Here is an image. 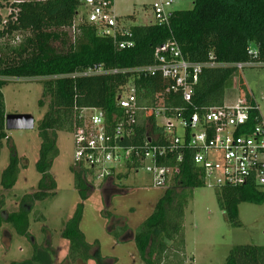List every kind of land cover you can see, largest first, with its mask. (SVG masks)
Listing matches in <instances>:
<instances>
[{"label":"trees","instance_id":"1","mask_svg":"<svg viewBox=\"0 0 264 264\" xmlns=\"http://www.w3.org/2000/svg\"><path fill=\"white\" fill-rule=\"evenodd\" d=\"M2 7L0 4V41L7 39L13 43H0V154L3 141L10 140L5 128L7 113L2 92L8 78L45 77L38 105L43 107L44 99H49L48 109L37 126L41 139L35 163L40 174L37 190L25 194L19 209L12 212L4 209L5 196H0V228L4 223L10 224L18 235L26 238L31 237L28 206L46 199L57 187L51 168L59 155L58 133H73L79 128L84 122L83 109H103L106 121L116 126L125 116L124 109L117 104V94L122 85L131 81L137 89L138 105L143 109L138 110L136 119L130 124L123 119L124 127L132 130L129 142L142 146L147 135L152 133L163 144L166 142L163 127L157 123L152 108L157 105L164 107L169 116L177 115V108H182L184 114L194 110L202 113L210 107L223 105L229 89L238 88L250 95L244 89L240 70L235 64L251 60L248 54L250 44L260 50L256 59L264 61V0H193L192 8L173 12L168 27L154 23L128 26L130 39L134 41L129 48H117L110 37L98 34L86 20L75 24L81 0L14 2L6 17L1 14ZM171 37L176 39L186 59L203 63L212 55L213 60L221 64L202 70L189 103L180 93L167 91L170 83L160 75L137 77L117 73L54 77L98 63L120 69L153 64L155 48ZM118 39H125V36ZM10 153L9 162L1 173L0 184L4 191L13 188L21 169V157L13 144L10 145ZM191 154V151H184L181 162L177 160V151L159 160L160 165L183 169L181 180L176 183L183 189L203 185ZM135 165H140V162ZM72 171L74 188L82 201L65 222L61 237L69 244L67 261L75 264L78 261L85 263L93 257L91 244L80 229L83 201L89 197L93 186L86 180V170L72 167ZM177 189V185L165 189L134 234L137 249L146 264L162 263L169 249L168 241L175 243L178 238H183L185 200ZM216 199L226 219L239 226L238 205L241 202L262 203L264 192L250 184L222 186L216 188ZM148 248L149 256H155L154 259L145 257ZM46 256L34 245L29 259L13 260L8 264H49ZM225 264H264V246L235 245Z\"/></svg>","mask_w":264,"mask_h":264},{"label":"rangeland","instance_id":"2","mask_svg":"<svg viewBox=\"0 0 264 264\" xmlns=\"http://www.w3.org/2000/svg\"><path fill=\"white\" fill-rule=\"evenodd\" d=\"M23 0H0L1 14L6 17L14 2ZM154 0H114V10L121 24H148L154 21L152 4ZM193 0H178L174 7L190 9ZM83 9L79 8L75 24L85 20ZM12 42L4 39L0 43ZM244 89L260 106L264 116V66H246L240 70ZM40 78H8L2 87L5 110L9 114L27 113L35 119L33 129L7 130L9 141H3L0 154L1 173L10 157V145L16 146L21 157V168L16 184L4 191L0 184V196H5L4 209L17 211L22 197L37 190L40 174L35 169L39 156L41 139L37 126L48 109L49 99L43 107L38 105L42 96ZM239 89L226 92L225 103H234ZM86 116V111L83 112ZM181 132V131H180ZM59 155L52 165L51 174L57 187L53 194L42 201L28 206L30 238L18 235L10 224L0 228V264L29 259L33 246L46 256L49 264H70L66 256L69 244L61 237L65 222L73 215L76 205L82 201L74 188L73 133H58ZM180 178L171 179L165 187H154L147 173L128 174L116 180V186L90 187L89 197L83 201V217L80 229L91 244L92 259L75 264H146L142 259L134 234L142 221L152 212L165 189L177 185L185 200L183 238L168 241L169 249L160 264H225L227 256L235 245L251 244L264 246V201L262 203L241 202L238 205L239 226L229 222L216 199V188L203 184L200 187L183 189L176 184ZM183 180V179H182ZM122 226L126 232L122 234ZM121 228V229H120ZM117 231V232H116ZM116 232L115 234H113ZM118 234V235H116ZM120 235V236H119ZM183 239V240H182ZM173 244V245H171ZM145 257L149 256V248ZM48 264V262H46Z\"/></svg>","mask_w":264,"mask_h":264},{"label":"built area","instance_id":"3","mask_svg":"<svg viewBox=\"0 0 264 264\" xmlns=\"http://www.w3.org/2000/svg\"><path fill=\"white\" fill-rule=\"evenodd\" d=\"M178 0H154L152 14L154 23L170 26V19ZM85 20L92 24L98 34L110 37L117 48L134 45L128 26L121 24L115 14L114 0H81ZM119 36L125 39L119 40ZM251 60L235 64L239 70L246 66H264L257 60L260 50L250 44ZM256 59V60H255ZM221 64L211 55L207 62H193L184 57L174 37L158 45L154 50V63L133 68H108L103 63L94 64L67 75L91 76L100 74H130L132 76L160 75L169 81L167 91L178 92L185 102L191 101L193 88L205 67ZM234 103L210 107L199 113L187 114L177 108V115H166V109L157 105L152 112L157 123L163 127L165 143L160 144L156 135L149 133L142 146L129 142L131 128L124 127L136 119L138 110L137 89L131 81L120 87L117 104L125 116L116 126L106 121L100 108L82 110L83 124L73 132V166L86 170V180L94 187L116 186V180L147 173L154 187H165L171 179L182 177L179 166L160 165L159 160L177 151L181 162L184 151H191V160L198 168V177L210 187L242 186L250 184L264 192V116L252 94L239 90ZM86 111V116L83 112ZM172 111V110H170ZM181 131V132H180ZM140 162V165H135Z\"/></svg>","mask_w":264,"mask_h":264},{"label":"water","instance_id":"4","mask_svg":"<svg viewBox=\"0 0 264 264\" xmlns=\"http://www.w3.org/2000/svg\"><path fill=\"white\" fill-rule=\"evenodd\" d=\"M35 126V119L32 114L18 113L9 114L5 116L6 130L15 129H33Z\"/></svg>","mask_w":264,"mask_h":264},{"label":"flooded vegetation","instance_id":"5","mask_svg":"<svg viewBox=\"0 0 264 264\" xmlns=\"http://www.w3.org/2000/svg\"><path fill=\"white\" fill-rule=\"evenodd\" d=\"M121 228H122V231H121L120 234H122L124 231L126 232V229H127L126 226H122ZM121 228H120V229H121ZM92 255H93V254H92Z\"/></svg>","mask_w":264,"mask_h":264},{"label":"crops","instance_id":"6","mask_svg":"<svg viewBox=\"0 0 264 264\" xmlns=\"http://www.w3.org/2000/svg\"><path fill=\"white\" fill-rule=\"evenodd\" d=\"M52 169V168H51ZM22 170V168L20 169V171ZM52 173V172H51Z\"/></svg>","mask_w":264,"mask_h":264}]
</instances>
